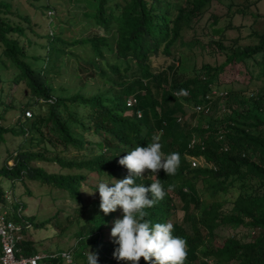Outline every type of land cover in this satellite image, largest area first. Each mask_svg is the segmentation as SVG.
<instances>
[{"label": "trees", "instance_id": "16d2710c", "mask_svg": "<svg viewBox=\"0 0 264 264\" xmlns=\"http://www.w3.org/2000/svg\"><path fill=\"white\" fill-rule=\"evenodd\" d=\"M213 1L217 0H97L92 18L104 31L114 28L113 44L105 37L93 34L72 40L64 50L54 46L58 42L64 43L60 38L48 35L50 47L47 48L46 62L43 70H35L24 61L22 46L10 36L22 28L11 21L8 2L0 0L1 53L17 69L13 81L23 83L35 98L31 106L46 105V114L32 112L30 128L23 127L20 131V134H26L33 129L38 133L33 139L40 148L32 150L33 147H27L15 151L13 156L9 154L0 166V178L12 183L26 177L53 185L80 199L84 179L91 175L97 181L125 178L128 170L119 164V160L135 146L146 147L153 135H159L163 153L178 152L181 164L174 176H167L160 170L156 177L146 170L143 178H137L136 182L146 187L158 178L167 192L154 207L146 209L149 213L146 219L153 224H173V235L187 241L185 264H264V84L244 97L237 92L221 91L224 97L232 94L228 113L221 117L210 115L214 96L210 91L216 90L213 79L225 65L258 55V77H264V30L254 34L255 44L224 52L225 59L219 66H202L201 75L185 80L179 81L178 74L170 75V66L151 64L153 57L173 58L171 47L174 42H180L183 33L192 30L193 24ZM215 21H212L211 32L221 39L220 26ZM212 41L222 51L220 42ZM77 44L84 50L82 56L69 50L70 46ZM61 55L74 58V70L82 82V72L86 73V78L95 79L96 87L92 93L61 92L60 89L54 92L46 75L57 68ZM181 89L187 90L188 95H174ZM206 95L209 98H205ZM50 97L52 103H47ZM129 97L135 99L132 107L125 105ZM182 101L203 108L210 105L211 109L196 113L194 124L179 125L175 118L181 112ZM69 107L73 109L71 112ZM77 108L86 110L82 118L77 117ZM58 109L66 114L65 118L58 116ZM24 111L26 109L20 110L22 119L26 120ZM70 124L96 139L75 135ZM42 125L43 130H40ZM3 130L0 126V135ZM191 136L197 139L188 149ZM69 150L80 152L81 157L65 159L55 154L50 158L44 154V151L67 153ZM190 157L196 159V166L190 167ZM8 159L12 162L9 166L6 165ZM50 161L57 162L59 168L75 171L46 173L43 168L29 164ZM197 182L201 183L200 193L195 188ZM169 186L171 191H168ZM90 187L97 191L96 187ZM231 190L235 192L230 200L231 206L222 210L224 197ZM3 192L0 188V202L3 201ZM173 193L180 202V222L173 219ZM12 208L23 210L16 200ZM113 214H93L75 231L77 240H80L78 250L70 252L75 262L80 258L82 264H87L82 248L86 245L84 236H89L91 245L100 242L96 252L101 253V264L123 262L113 255L118 245L115 244L109 252L110 244L100 241L102 228ZM22 217L32 224L29 217L24 214ZM216 228H241L247 240L241 242L235 236L227 235L217 242ZM30 245L28 237L21 242L23 254L34 252ZM106 251L109 253L105 254ZM44 264L66 263L58 255L45 260ZM139 264L146 262L141 258Z\"/></svg>", "mask_w": 264, "mask_h": 264}, {"label": "rangeland", "instance_id": "374dc122", "mask_svg": "<svg viewBox=\"0 0 264 264\" xmlns=\"http://www.w3.org/2000/svg\"><path fill=\"white\" fill-rule=\"evenodd\" d=\"M8 2L11 21L18 24L22 30L19 32L10 33V36L15 38L19 45L22 46L25 52L24 61L35 70H43V65L46 62V53L50 41V35L60 38L64 43H56L54 46L58 49L67 50L68 44L72 40L89 37L97 34L105 37L110 44H113L114 28L104 31L95 25L92 18L94 6L97 0H1ZM121 2L122 0H117ZM253 0H217L213 1L209 9L196 20L192 26V30L184 32L180 39L181 41L189 42L190 45H184L176 40L172 45L173 58L169 59L163 56L151 58V64L170 66L169 74H178L179 81L185 80L197 75H201L204 71L202 66L217 67L225 59V53L237 47H244L255 44L257 39L254 34H259L264 30V0H258L252 3ZM46 6V7H45ZM52 12L47 14V10ZM217 26H220L222 38L219 39L211 32V26L214 20ZM213 21V23H212ZM196 42H192L195 41ZM219 41L223 46L222 51L213 41ZM213 42V43H212ZM64 47H61L63 46ZM71 51L75 54H83L84 50L80 45L70 46ZM82 56V55H81ZM60 61L56 63L57 68L48 72L46 75L48 82L53 87L54 92L60 89L73 93L79 91L83 94H89L96 87L95 79L86 78L85 72L81 73L80 78L74 70L75 60L71 56L61 55ZM260 56L254 55L247 57L243 62L228 63L213 79V85L216 92L229 90L237 92L240 97L249 95L255 92V88L264 84V77H258V63ZM62 60L64 63L61 64ZM17 73V69L12 62L1 53L0 46V126L3 132L0 135V166L5 157L9 154L14 155L15 151L33 147L32 150H37L40 147L36 146L33 136L37 135L32 129L31 132L20 134V131L30 128V120L23 112L27 119H22L20 110H28L30 113L36 111L41 115L46 114L45 106H31L35 99L31 96L28 89L21 82L15 83L13 77ZM218 89V90H217ZM250 92V93H249ZM222 93V92H221ZM230 93V92H228ZM54 95V93H52ZM215 94V93H212ZM232 94L214 95L212 101V112L210 115L219 117L228 113V107L232 104ZM31 106V107H30ZM207 110L211 107L208 105ZM73 109L69 107L71 112ZM77 117L82 118L86 110L77 108ZM56 113L60 118H65V113L57 110ZM127 113V112H126ZM198 113L192 108L191 104L182 101L181 112L176 114V120L179 125H192L195 122V114ZM22 124V125H21ZM71 131L75 134H82L83 137L94 140V136L89 135L87 131H80L78 127L69 125ZM6 130V131H5ZM43 130V125L40 127ZM96 148L93 149L95 153ZM45 156L51 158L55 154L62 156L65 159L70 157L80 158V152L69 150L66 152L55 153L54 151L46 152ZM197 162V161H196ZM11 160H6V165H10ZM31 166H39L46 173L55 172H73L74 169L59 168L57 162H31ZM119 180V179H118ZM100 182L93 175L88 176L82 181L80 186V199H75L69 194L53 185L41 183L37 180H30L26 177L19 181L10 183L8 180L0 178V188L4 191L3 194H8L12 200H16L19 205H22V214L26 215L32 221V228L26 232L25 236L31 242V249L39 253H56L65 251L78 250L80 240H77L75 231L82 226L86 219L93 215L102 212L100 210L99 193L91 189L90 186L96 187ZM197 193L201 192V183L195 184ZM95 192L94 195H89ZM89 193V194H88ZM230 194L225 195L222 210H228L231 206L230 200L235 192L230 191ZM172 203L175 205L173 219L180 222L182 212L180 210V202L178 197L173 193L171 195ZM10 207L13 206L12 201H8ZM103 213V212H102ZM123 217L122 210L119 208L102 228L103 243H109L110 247L107 251L115 246L111 237V229L114 226L116 219ZM187 232V224L184 225ZM215 240H222L223 236L233 235L241 242L246 241L247 237L244 230L241 228L228 229L216 228ZM89 236H84L83 243L86 245L83 248L86 253L89 251L97 256V264L101 257L100 252H96L98 243L92 244ZM81 249V247H79ZM106 251V252H107ZM109 252L105 253L108 254ZM73 259V258H72ZM74 260V259H73ZM75 261V260H74ZM76 264H82L80 258H77ZM121 264H126L123 261Z\"/></svg>", "mask_w": 264, "mask_h": 264}, {"label": "clouds", "instance_id": "9594fccd", "mask_svg": "<svg viewBox=\"0 0 264 264\" xmlns=\"http://www.w3.org/2000/svg\"><path fill=\"white\" fill-rule=\"evenodd\" d=\"M176 96H187V90L181 89ZM160 136L153 135L146 147L135 146L119 160V164L128 170L123 179L112 178L111 182H100L97 191L100 197V210L108 215L122 210L123 217L114 221L111 237L118 247L113 255L126 264H139L141 258L146 264H185L188 251L187 241L173 235V224L155 223L147 220L146 209L154 207L166 195L164 184L156 179L146 187L138 184L137 178H143L148 170L157 177L160 170L167 176H174L181 164L178 152L165 155L162 151ZM107 175V174H105ZM108 176V175H107ZM95 191V192H97ZM168 191H171L169 186ZM95 192L89 194L94 195ZM87 264H97V256L89 251L85 253ZM71 260V256L68 257Z\"/></svg>", "mask_w": 264, "mask_h": 264}, {"label": "built area", "instance_id": "2783aa9c", "mask_svg": "<svg viewBox=\"0 0 264 264\" xmlns=\"http://www.w3.org/2000/svg\"><path fill=\"white\" fill-rule=\"evenodd\" d=\"M46 12L47 14H50L52 10L49 9ZM50 34L51 32H49V35ZM175 93L176 92H174V94ZM212 93H215L213 95H221V91L216 92L214 89L210 91V94ZM205 98H209V95H206ZM46 102L52 103V98H48ZM134 104V97H129L125 101V105L128 107H132ZM192 108H194L196 112H200L202 110H207L208 106L203 108L201 105H192ZM24 113L28 117L31 114L28 110H26ZM136 115L139 116V112H137ZM196 139L197 138L194 136L190 137L187 143L188 149L192 148ZM188 161L190 167H194L198 163L196 162V159L192 157L188 158ZM2 198L3 201L0 202V264H44L45 260L58 255L66 264H76V262L72 259L70 251L65 250L63 252L56 253L32 252L23 254L22 248H20L21 242L25 240V234L32 228V224L26 217H22L23 214L20 211L21 209L13 210V208L7 204L9 200L13 203L15 202L11 200L7 194H3ZM69 256H71V260L68 259Z\"/></svg>", "mask_w": 264, "mask_h": 264}]
</instances>
